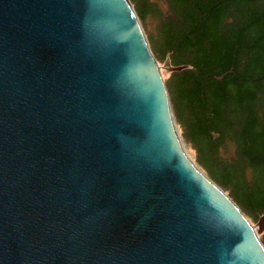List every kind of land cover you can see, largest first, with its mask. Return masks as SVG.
<instances>
[{"label":"water","instance_id":"water-1","mask_svg":"<svg viewBox=\"0 0 264 264\" xmlns=\"http://www.w3.org/2000/svg\"><path fill=\"white\" fill-rule=\"evenodd\" d=\"M0 264H264L126 0H0Z\"/></svg>","mask_w":264,"mask_h":264},{"label":"trees","instance_id":"trees-1","mask_svg":"<svg viewBox=\"0 0 264 264\" xmlns=\"http://www.w3.org/2000/svg\"><path fill=\"white\" fill-rule=\"evenodd\" d=\"M158 21L147 44L182 144L251 222L264 216V0H130ZM228 146L232 154L226 157ZM186 152V151H185ZM264 246V232L259 239Z\"/></svg>","mask_w":264,"mask_h":264},{"label":"rangeland","instance_id":"rangeland-1","mask_svg":"<svg viewBox=\"0 0 264 264\" xmlns=\"http://www.w3.org/2000/svg\"><path fill=\"white\" fill-rule=\"evenodd\" d=\"M129 1V3L131 4V1L130 0H128ZM151 1V5L153 6V8L158 12V13H160V14H163L165 11H166V9H167V7H166V4H165V2L164 1H162V0H150ZM131 7L133 8V10H134V6L131 4ZM134 13H135V11H134ZM135 15H136V13H135ZM137 17V16H136ZM137 19H138V17H137ZM138 22H139V25H140V28H141V30H142V32H143V34H144V37H145V39H146V41H148L147 40V36L148 35H150V34H153L154 33V30H155V28H156V25H157V23H158V21H157V19L155 18V17H153V15H151V16H146V18H145V20L143 21V20H139L138 19ZM154 58V57H153ZM156 61V60H155ZM156 64H157V66L160 68V73H161V76H162V78H163V80H166L168 77V73L166 72V67H165V63H158V62H156ZM173 121H174V119H173ZM174 124H175V121H174ZM175 127H176V130H177V132L179 131L178 130V128H177V126H176V124H175ZM178 135H179V133H178ZM183 147H184V145H183ZM184 150L186 151V154H187V156L189 157V159L192 161V162H194L195 161V153L192 151V150H190L189 149V147L188 146H185V148H184ZM232 151H233V148L231 147V146H228V149H227V154H226V157H229L231 154H232ZM194 165H195V163H194ZM198 170L200 171V172H202V174H204V176H206V174L201 170V169H199L198 168ZM206 178H208L207 176H206ZM209 180H210V178H208ZM211 182H212V180H210ZM213 183V182H212ZM214 184V183H213ZM215 185V184H214ZM220 189V188H219ZM221 190V189H220ZM222 191V190H221ZM223 192V191H222ZM224 193V192H223ZM225 194V193H224ZM227 197H228V195L227 194H225ZM229 198V197H228ZM244 216V215H243ZM245 217V216H244ZM245 219L247 220V222L249 223V225L254 229V231L257 233V236H258V238L260 239L261 238V236H262V233L264 232V228H261L260 227V224L258 223V222H255V223H253V222H251L248 218H246L245 217Z\"/></svg>","mask_w":264,"mask_h":264},{"label":"bare ground","instance_id":"bare-ground-1","mask_svg":"<svg viewBox=\"0 0 264 264\" xmlns=\"http://www.w3.org/2000/svg\"><path fill=\"white\" fill-rule=\"evenodd\" d=\"M127 1V3H128V5L131 7V4L129 3V1L128 0H126ZM132 8V7H131ZM132 10H133V8H132ZM133 12H134V10H133ZM135 14V13H134ZM136 16V15H135ZM136 19H137V17H136ZM137 21H138V19H137ZM138 24H139V22H138ZM140 26V25H139ZM143 33V32H142ZM144 35V34H143ZM146 40V39H145ZM147 42V41H146ZM148 45V44H147ZM149 48V47H148ZM149 51H150V49H149ZM150 54H151V52H150ZM152 55V54H151ZM153 57V56H152ZM154 59V58H153ZM154 61H155V59H154ZM155 63H156V61H155ZM157 65V64H156ZM165 67H166V69L168 70H166V72L167 73H175V72H180L183 68H171L170 66H169V64H168V62L166 61L165 62ZM157 68H159L158 66H157ZM171 70H176V71H171ZM159 72H160V68H159ZM160 76H161V73H160ZM161 78H162V76H161ZM163 81V80H162ZM163 85H164V83H163ZM165 87V86H164ZM166 90V89H165ZM167 93V92H166ZM167 97H168V95H167ZM168 103H169V100H168ZM169 109H170V118H171V120H172V124H173V128L175 129V132H176V135H177V137H178V140H179V144L181 145V148H182V151H183V153L185 154V156L189 159V157L187 156V154H186V152H185V150H184V147H183V144H182V142H181V140H180V137H179V135H178V132H177V130H176V127H175V124H174V121H173V116H172V112H171V108H170V103H169ZM189 161L193 164V162L189 159ZM193 166L194 167H196L194 164H193ZM200 172V171H199ZM201 174H202V172H200ZM202 176H204V174H202ZM205 178H206V176H204ZM208 181H209V183L212 185V186H214L219 192H221L224 196H226L216 185H214L208 178H206ZM227 197V196H226ZM228 198V197H227ZM231 202H232V200L230 199V198H228ZM232 204L236 207V209L238 210V212L240 213V215H241V217L243 218V219H245V217L243 216V214L240 212V210L237 208V206L232 202ZM245 221L247 222V220L245 219ZM248 223V222H247ZM258 223L260 224V227L261 228H264V216L262 217V218H260L259 219V221H258ZM248 225H249V223H248ZM250 226V225H249ZM250 228L253 230V233H254V235H255V237H256V240L258 241V243L262 246V248H263V250H264V246L262 245V243L260 242V240H259V238H258V236H257V233L254 231V229L250 226Z\"/></svg>","mask_w":264,"mask_h":264}]
</instances>
